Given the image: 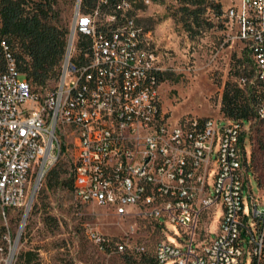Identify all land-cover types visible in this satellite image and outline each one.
Returning <instances> with one entry per match:
<instances>
[{
    "label": "built area",
    "instance_id": "1",
    "mask_svg": "<svg viewBox=\"0 0 264 264\" xmlns=\"http://www.w3.org/2000/svg\"><path fill=\"white\" fill-rule=\"evenodd\" d=\"M144 1L97 0L84 12L80 0L53 90H34L0 41V264H17L37 192L66 154L79 204L106 206L160 230L164 218L182 230L183 246L164 239L148 252L128 233L115 240L87 225V238L122 256L121 264H245L247 254L250 264H262L264 208L247 189L252 130L264 123V0L222 4L223 43L236 44L246 63L235 83L247 86V97L258 86L256 102H250L253 116L222 115L223 124L183 117L177 125L170 123L160 93L159 74L168 68L160 53L141 55L136 19L123 15V8ZM141 31L146 48L158 50L151 31ZM244 190L248 214H240ZM219 205L212 235L202 219L210 221Z\"/></svg>",
    "mask_w": 264,
    "mask_h": 264
},
{
    "label": "rangeland",
    "instance_id": "2",
    "mask_svg": "<svg viewBox=\"0 0 264 264\" xmlns=\"http://www.w3.org/2000/svg\"><path fill=\"white\" fill-rule=\"evenodd\" d=\"M221 3L229 6L231 0H221ZM75 6L76 0H57L55 8L59 11L61 22L71 24ZM173 6H177L175 0H149L144 5L132 6V15L140 30L143 26L151 31L158 49L151 48L155 58H159L160 53L162 65L168 68L165 71L172 77L160 85L163 106L170 112L169 121L177 125L183 117H194L220 119L223 124L225 120L220 111L223 86L227 80L235 82L246 64L245 57H240L236 44L223 43L225 36L220 28L205 30L191 37L170 16ZM141 33L145 40L146 31ZM245 128H248L247 122ZM251 142V173L248 174L247 190L259 207L264 208V123L252 130ZM246 146L249 154V140ZM72 163L68 154L59 159L57 164L66 170L62 178L71 177ZM71 190V181L67 185L48 187L44 178L34 201L26 228V243L21 246L17 264H121L122 256L100 249L87 238V225L115 240L128 233L133 241L145 245L148 252H152L155 244L164 239L183 246L178 240V237H184L182 230L170 221L163 218L164 226L160 230L147 220L119 217L106 206L96 203L81 205L74 199ZM247 190H244L245 214H248L249 206ZM221 215L222 207L219 205L210 221L207 215L203 216L202 220L208 223L212 235L218 229ZM46 216L54 220L46 224L43 220ZM250 224L254 227L252 219ZM25 251H32L34 255L30 262L23 263L19 256ZM250 260V254H247L245 264H250Z\"/></svg>",
    "mask_w": 264,
    "mask_h": 264
},
{
    "label": "trees",
    "instance_id": "3",
    "mask_svg": "<svg viewBox=\"0 0 264 264\" xmlns=\"http://www.w3.org/2000/svg\"><path fill=\"white\" fill-rule=\"evenodd\" d=\"M175 1L177 6L170 8V16L191 37L213 28L224 30L221 0ZM96 2L97 0H81V11L88 12ZM115 2L116 0H110V3ZM56 3L57 0H0V41L7 42L17 70L30 82L34 90H53L59 79L70 24L61 22L59 11L55 8ZM135 22L138 25L137 20ZM138 27L140 29L139 25ZM139 29V35L143 37ZM171 78L166 71L159 74L161 81ZM245 93L235 82L225 81L221 93L222 115L235 120L252 117L254 112L250 108V102L253 101ZM64 172L66 170L62 165L56 163L47 172L45 184L53 187L67 185L71 181L73 188V163L69 179L62 178ZM43 220L49 224L54 218L46 216ZM33 255L32 251H25L20 254L19 259L23 263L30 262Z\"/></svg>",
    "mask_w": 264,
    "mask_h": 264
},
{
    "label": "bare ground",
    "instance_id": "4",
    "mask_svg": "<svg viewBox=\"0 0 264 264\" xmlns=\"http://www.w3.org/2000/svg\"><path fill=\"white\" fill-rule=\"evenodd\" d=\"M122 3H129V0H121ZM149 0H146L143 2H148ZM123 15L125 16H133L132 15V9L130 8H123ZM138 25L136 24L135 20L133 21V32H136V48H141V55L142 56H151L152 58H155V54L151 48H146V43L143 41V37L140 36L138 32ZM140 30V29H139ZM259 77H264V70H259ZM241 89H243L247 93V86H240ZM253 102H256V97L258 96V86H251L250 88V95H248ZM199 121H216V119L212 118H199ZM198 135H205V128H198ZM245 206H240V214L244 213Z\"/></svg>",
    "mask_w": 264,
    "mask_h": 264
},
{
    "label": "water",
    "instance_id": "5",
    "mask_svg": "<svg viewBox=\"0 0 264 264\" xmlns=\"http://www.w3.org/2000/svg\"><path fill=\"white\" fill-rule=\"evenodd\" d=\"M79 2H80V0H77V1H76V6H75V9H77V8H78V6H79Z\"/></svg>",
    "mask_w": 264,
    "mask_h": 264
}]
</instances>
